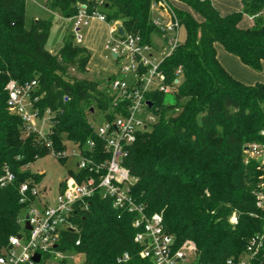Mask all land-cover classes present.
Returning a JSON list of instances; mask_svg holds the SVG:
<instances>
[{
  "label": "trees",
  "instance_id": "16d2710c",
  "mask_svg": "<svg viewBox=\"0 0 264 264\" xmlns=\"http://www.w3.org/2000/svg\"><path fill=\"white\" fill-rule=\"evenodd\" d=\"M190 12L173 6L185 39L165 60L169 77L180 66V82L173 103L162 93L152 95L155 122L139 132L130 145L124 165L136 178L130 187L134 201L147 214L162 215L166 232L176 245L191 239L196 245V264H224L244 256L250 240L261 238L251 264H264V210L256 206L255 192L264 185V160L247 157V144H264V84L246 85L233 78L216 57L214 43L240 61L260 69L264 61V0H240L242 9L222 15L210 0H177ZM27 0H0V177L8 169L13 180L0 184V253L10 235L21 228L19 202L23 182L37 185L43 173L27 166L36 159L66 150L65 139L74 144L95 137L88 115L97 108L113 116L107 79L92 80L69 74V68L87 71L90 51L75 44L72 34L62 38L55 53L46 48L51 21L26 23ZM97 0H46V7L65 19L79 4L89 8ZM151 0H105L107 19L120 20L126 31L148 39ZM244 15L252 26H239ZM19 83L37 79L34 106L42 114L50 110L51 125L45 137L24 135L21 119L7 111L8 80ZM104 83V86L102 84ZM115 111V110H114ZM45 141L50 142V147ZM65 162L66 157L58 156ZM68 170L67 172H69ZM78 209L77 231L66 230L57 249L84 255L83 264H153L139 256L134 241V213L119 210L98 192L84 199ZM235 213L237 223H230ZM79 240V244H75ZM124 252L128 259L117 258Z\"/></svg>",
  "mask_w": 264,
  "mask_h": 264
},
{
  "label": "built area",
  "instance_id": "2783aa9c",
  "mask_svg": "<svg viewBox=\"0 0 264 264\" xmlns=\"http://www.w3.org/2000/svg\"><path fill=\"white\" fill-rule=\"evenodd\" d=\"M104 2L97 0L91 8L84 3L79 4L77 12L65 20L72 23L71 34L76 43H81L83 39L81 29L89 26L93 20L107 25L109 34L105 47L110 59L115 62V71L106 77L113 116L107 118L109 110L101 111L103 122L95 125L91 121L100 144L97 145L92 138L75 144L73 154L76 156L77 170L74 172L69 169L60 180L58 193L52 203L37 185L28 182L20 184L19 202L26 205L25 213L20 230L9 236L7 247L0 253V264H45L43 255H60L61 251L57 247L62 233L66 230L77 231L75 214L78 209L87 208L83 201L95 192L102 198L110 199L114 208L134 213L132 226L136 232L133 239L140 246L141 258L149 259L153 264H196L195 243L185 239L176 245L174 235L166 232L163 226L162 215L158 212L147 214L144 205L134 201L130 187L136 178L124 165L129 147L137 134L147 129L154 120L152 95L174 94L177 90L181 67L178 66L173 77H169L163 64L183 41L180 38L183 26L168 0H151L150 22L154 31L148 39H144L139 33L126 31L120 20L109 21L102 12ZM119 27L123 28V34H119ZM37 88V79L22 83L8 80L4 88L7 92L6 105L11 113L21 119L24 135L35 132L44 138L49 130H43L47 121L44 115L48 114L50 118L51 113L46 109L40 114L34 106L38 100L34 93ZM148 101L151 106H148ZM261 133L264 135V131ZM45 143L51 146L49 141ZM246 152L257 161L264 160V144L249 143ZM50 154L67 158L65 151L59 154L51 150ZM13 178V174L6 169L0 177V184L4 186ZM255 196L256 206L264 210V185L255 192ZM26 220L30 229L25 227ZM229 221L237 223L235 213ZM260 239L252 238L244 256L236 261L227 259L224 264H251V258L260 246ZM75 244H79V240ZM35 253L40 255L38 262L33 260ZM127 259L128 253L124 252L117 262L123 263Z\"/></svg>",
  "mask_w": 264,
  "mask_h": 264
},
{
  "label": "rangeland",
  "instance_id": "374dc122",
  "mask_svg": "<svg viewBox=\"0 0 264 264\" xmlns=\"http://www.w3.org/2000/svg\"><path fill=\"white\" fill-rule=\"evenodd\" d=\"M46 0H27V10H26V23H30L34 16L38 15L41 18L47 19L51 21L50 35L46 44V48L52 50L55 53L60 46L61 40L63 37L70 35L72 33V23L69 20H65V18L59 12H51V10H47L44 7V3ZM171 1V0H170ZM172 2V1H171ZM177 8L182 9L184 11L190 12L193 18H199V16L193 12L187 5L179 4ZM243 18V17H242ZM245 18L249 19V23L241 20L239 26L242 28H247L253 25L254 18L252 16H247ZM93 25V24H92ZM89 26L83 27L81 29V34L83 35V40L81 43H76L77 45L82 43H86V39L90 40L94 45V42H98L102 39L103 35L108 30V27L104 24L100 26ZM180 38L181 40L185 39V29L181 27L180 29ZM91 53V61L89 60L88 70L86 72L77 71L74 68H69V74L71 76H76L79 78H87L92 80H103L109 75L111 72L115 71V62L110 59L109 54L106 51L103 52L102 56H94L92 57V51L88 48ZM106 55V59H104L103 55ZM104 86V83L102 84ZM164 102L173 103V94L164 95ZM7 111L11 113V111L7 108ZM47 119L43 130H47L51 121L48 114L44 115ZM88 119L93 121L95 125H99L103 122L102 112L95 109L92 115H88ZM157 120V116H154L153 122ZM65 155L67 156L66 161L63 163L58 160L53 154H48L44 157L36 159L33 163H30L27 168L34 173H40L43 171V177L41 181L37 184V187L40 188V192L45 193V196L49 199V203H52L54 197L58 193V183L61 179H63L67 175V171L69 169L74 172L77 170L76 167V156L73 154V150L75 148V144L69 140L65 139ZM246 150V148H245ZM247 157L251 158V155L248 153ZM25 211L23 210L21 216L24 215ZM43 260L45 264H83L84 255L81 253H77L75 251H66L61 252L60 255H43Z\"/></svg>",
  "mask_w": 264,
  "mask_h": 264
},
{
  "label": "crops",
  "instance_id": "0c3cea01",
  "mask_svg": "<svg viewBox=\"0 0 264 264\" xmlns=\"http://www.w3.org/2000/svg\"><path fill=\"white\" fill-rule=\"evenodd\" d=\"M168 1L173 6H176V7H177V5L181 4L177 0H171L172 2L170 0H168ZM210 1L218 9V11L222 15H225V14H228L231 12H235V11H240L242 9V3L240 2V0H210ZM44 7H45V9L49 10L46 7L45 3H44ZM26 10H27V3H26ZM25 15H26V12H25ZM247 16L248 15H244L242 20L244 19V21H246V23L248 24L249 19L245 18ZM33 18L37 19V18H41V17L36 15ZM102 24L104 26L105 23L99 22L97 20H93L89 26H91V25L92 26H94V25L95 26H97V25L101 26ZM89 26H87V27H89ZM242 27H244V26H242ZM108 34H109V32L107 30L106 33L103 35L102 39H100L98 42H94L95 43L94 45L92 44V42L89 39L88 40L86 39L87 42L82 43V46L85 47L86 49L89 48L92 51V57H94V56L101 57L103 52L106 51L105 44H106ZM58 47L59 46H57V48ZM214 48L216 51V57H217L218 61L221 63V65L225 68V70L233 78L237 79L238 81H240L246 85H252L255 83L264 84V61L262 62L260 69H253V68L243 64L237 56L227 52L225 50V48L220 43H218V42L214 43ZM49 51L52 52V50H50V49H49ZM103 56H104V59H106V55L104 54ZM91 59L92 58H91V53H90V61H91ZM88 64H89V62H88ZM87 70H88V65H87ZM41 173H43V171ZM58 189H59V183H58Z\"/></svg>",
  "mask_w": 264,
  "mask_h": 264
},
{
  "label": "water",
  "instance_id": "95a60500",
  "mask_svg": "<svg viewBox=\"0 0 264 264\" xmlns=\"http://www.w3.org/2000/svg\"><path fill=\"white\" fill-rule=\"evenodd\" d=\"M118 32H119V34H123V28L122 27H119L118 28ZM113 57H115V54H113ZM147 104H148V106H151V102H147ZM246 148V147H245ZM258 160H260V157L258 158ZM26 218H27V215H26ZM25 227H26V229H30V225H29V222H28V220H26L25 221ZM18 237H20V235L18 234ZM39 259H40V255L38 254V253H35L34 255H33V260H35V261H39Z\"/></svg>",
  "mask_w": 264,
  "mask_h": 264
}]
</instances>
